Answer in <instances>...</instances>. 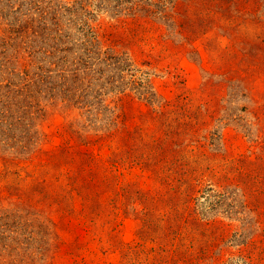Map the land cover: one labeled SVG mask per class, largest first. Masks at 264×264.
<instances>
[{
    "label": "rangeland",
    "instance_id": "rangeland-1",
    "mask_svg": "<svg viewBox=\"0 0 264 264\" xmlns=\"http://www.w3.org/2000/svg\"><path fill=\"white\" fill-rule=\"evenodd\" d=\"M0 264H264V0H0Z\"/></svg>",
    "mask_w": 264,
    "mask_h": 264
}]
</instances>
